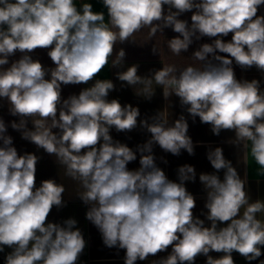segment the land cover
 Returning a JSON list of instances; mask_svg holds the SVG:
<instances>
[{
    "label": "clouds",
    "instance_id": "obj_1",
    "mask_svg": "<svg viewBox=\"0 0 264 264\" xmlns=\"http://www.w3.org/2000/svg\"><path fill=\"white\" fill-rule=\"evenodd\" d=\"M102 3L107 23L90 3L78 8L75 0H0V98L7 99L10 114L19 117L11 127L54 155L65 175L79 183V198L89 205L86 218L107 247L126 250L125 264L146 260L169 246L171 253L153 264H194L198 255L207 257L206 264H234V251L248 261L256 260L264 246V221L257 218L264 213V201L250 202L246 176L242 178L225 159L222 148L207 153L216 172L199 176L207 193L206 219L211 222L205 227L204 220L194 217L196 201L185 187L186 181L195 180L194 167H179L177 183L157 167L152 154L153 144L176 156L182 149L194 154L183 115L170 124L162 110L151 123L139 122L151 138L137 147L140 167L129 170L136 152L114 141L110 129H135L139 109L122 106L117 99L109 101L114 84L108 79H96L67 99L61 96V86L92 81L109 64L116 43L128 42L144 27L150 29V37L163 34L165 28L178 33L168 40L175 55L188 51L193 38H216L192 54L200 67L177 71L163 66L151 76H140L138 66L132 65L117 78L146 99L155 94L154 85L162 87L165 99L179 97L193 119L198 116L210 124L215 135L234 131L231 143L246 150L245 160L250 146L258 175H264V91L258 80H237L232 67L234 59L243 69L255 66L264 72V16L257 15L264 0ZM186 12H192L190 25L179 19ZM229 33L231 40L225 42L221 37ZM36 49H50L47 55L55 67L45 68L34 60L30 53ZM17 51L20 58L4 67ZM125 55L120 49L112 66H122ZM29 119L33 129L27 127ZM6 131L0 119V252L3 246L12 249L5 264H76L86 246L77 221L70 218L63 226L46 223L53 206H63L65 187L52 179L36 187L39 157L19 155ZM220 170L222 180L216 174ZM211 251L224 255L214 259Z\"/></svg>",
    "mask_w": 264,
    "mask_h": 264
},
{
    "label": "crops",
    "instance_id": "obj_2",
    "mask_svg": "<svg viewBox=\"0 0 264 264\" xmlns=\"http://www.w3.org/2000/svg\"><path fill=\"white\" fill-rule=\"evenodd\" d=\"M79 8L83 3H90L93 6V11L103 13L105 23L108 22L107 9L103 6L102 0H75ZM165 11H167V6ZM192 12L182 14L179 19L187 20L191 24ZM258 16H264V5L258 7ZM116 31V29H113ZM150 29L148 27L142 28L129 38L128 42H117L114 48L113 56L109 60V64L96 76L92 81L87 84L78 85H62L61 96L67 99L71 95H78L81 90L91 87L96 79L111 80L114 84V90L109 92L107 99H117L121 105H132L139 109L140 115L137 118V127L132 131L117 132L115 128L110 129V135L114 141H119L126 144L134 152H136L137 159L127 165L129 170H137L140 167L139 159L140 153L137 147L145 144L150 138L151 134L143 127L140 126V121L147 119L151 123V118L158 112L164 110L167 113L169 123H173L181 115L185 117L188 123L187 135L191 138L194 146V154L189 155L186 150H181L180 155L176 156L169 152L162 150L158 144H153V155L157 167L161 168L167 178L171 181L179 183L178 169L183 165H191L194 167L196 177L194 181H186L185 187L190 192L196 201V206L193 209L194 217L204 220L205 227H210L211 222L206 219L208 210L205 208L207 200V193L204 186L199 180L201 173H214L216 170L212 167L207 159L209 150H214L216 147L223 149L225 159L231 161L232 165L236 168L239 175L247 178L246 191L249 194L250 202L256 200L264 201V175H258V165L247 150V160H245V149L231 143L235 138V132L232 130H222L219 135L212 132L211 125L205 124L200 121L197 116L195 119L187 112V106L182 107L179 97L172 95L168 99L163 96V89L160 86H155V94L151 99H146L141 95L136 94V90L122 82L117 78L118 72L126 71L130 66L137 65V74L140 76H151L156 70H160L163 66H174L177 71L183 70L185 67L193 66L200 67L201 62L193 58V53L199 49L204 43H212L216 38L202 37L200 40L193 38V43L189 46L188 51L182 52L180 55L172 53L168 47V40L178 33H175L171 28H165L163 34L157 32L155 36H149ZM232 33L227 37H221L225 42L231 40ZM156 49V53L153 52ZM125 51V57L122 66L113 67L111 62L119 53V50ZM50 49H36L30 55L34 60H39L45 68H54L55 65L47 55ZM218 55H225L224 53L217 52ZM21 56L19 51L14 56L9 57V65L11 62L18 60ZM233 70L237 80L252 81L253 79L260 81V88L264 91V72L259 71L255 66L243 69L237 65L233 59ZM50 79V73L45 77ZM0 119H3L7 127L5 135L11 136L13 140L12 146L17 149L19 155L25 153H33L39 157L36 165V187H39L44 180H55L57 184H62L65 187V192L62 194L63 206H53L46 223H56L61 226L64 221L68 219H75L77 221L76 228H78L83 235L86 246L80 254L76 264H125L126 250L119 249L118 247L109 248L103 243L100 231L94 226L87 218L86 212L89 205L83 203L79 198L78 193L82 191L78 182L72 180L65 175V169L59 165L54 155H49L42 148L28 140L22 138L20 131L14 130L11 127L13 121L19 122L18 116H12L9 112V103L7 99L0 98ZM27 127L33 129L31 120H28ZM58 132V129H53ZM102 142V141H101ZM2 146V141H0ZM83 151V150H82ZM221 180L223 179L224 170L218 173ZM244 209H241V215ZM257 218L264 221V213H258ZM226 226L218 223V227ZM4 251L0 252V264H5L6 256L12 251L11 248L3 246ZM171 253V246L166 251L159 252L155 256L150 255L146 260H137L136 264H153V261H159L166 258ZM262 255L256 260L248 261L238 252L232 253L234 264H260L264 260V246L261 247ZM214 259H218L224 253H217L211 251L209 253ZM207 257L198 255L194 264H206Z\"/></svg>",
    "mask_w": 264,
    "mask_h": 264
}]
</instances>
